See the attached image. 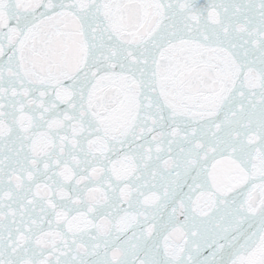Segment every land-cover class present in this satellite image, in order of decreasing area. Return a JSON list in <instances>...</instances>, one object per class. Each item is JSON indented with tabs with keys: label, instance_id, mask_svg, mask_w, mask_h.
I'll return each instance as SVG.
<instances>
[{
	"label": "snow or ice",
	"instance_id": "snow-or-ice-1",
	"mask_svg": "<svg viewBox=\"0 0 264 264\" xmlns=\"http://www.w3.org/2000/svg\"><path fill=\"white\" fill-rule=\"evenodd\" d=\"M0 264H264V0H0Z\"/></svg>",
	"mask_w": 264,
	"mask_h": 264
}]
</instances>
